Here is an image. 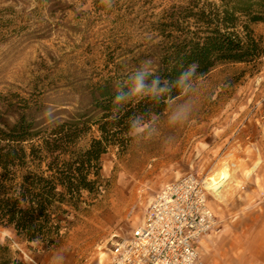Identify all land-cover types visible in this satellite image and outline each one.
Masks as SVG:
<instances>
[{
	"label": "rangeland",
	"instance_id": "obj_1",
	"mask_svg": "<svg viewBox=\"0 0 264 264\" xmlns=\"http://www.w3.org/2000/svg\"><path fill=\"white\" fill-rule=\"evenodd\" d=\"M184 1L113 0L107 8L101 0H0V110L35 104L42 126L68 118L88 104L91 85L115 70V63L133 54L152 58L160 39L154 23ZM254 28L264 35V23ZM167 113L168 106L160 115L159 135L136 137L126 149L113 146L103 155L100 178L91 176L98 179L99 193L84 191L80 208L67 207L60 215L54 245L21 240L2 225L0 239L25 264H49L56 251L65 252L67 264H108L113 244L131 234L166 183L191 172L206 179L226 163L234 180L221 202L209 198L215 233L227 240L251 237L259 264L264 260V56L255 67L226 62L204 75L184 125L169 127ZM94 135L98 132L80 145ZM242 250H215V256Z\"/></svg>",
	"mask_w": 264,
	"mask_h": 264
},
{
	"label": "trees",
	"instance_id": "obj_2",
	"mask_svg": "<svg viewBox=\"0 0 264 264\" xmlns=\"http://www.w3.org/2000/svg\"><path fill=\"white\" fill-rule=\"evenodd\" d=\"M264 0H185L165 9L154 23L160 38L152 50V70L174 80L190 63L203 76L221 63L254 67L264 56ZM147 60V59H145ZM139 54L115 63L116 69L91 85L89 102L68 118L47 126L38 121L35 104L21 111L0 110V225L19 239L47 246L60 236V215L79 209L84 191L99 193L102 157L113 146L126 149L129 118L161 115L166 103L136 100L113 104L115 86L126 81L141 62ZM173 97L178 95L173 89ZM114 115L116 118H114ZM147 119V115H145ZM97 131L87 145L80 142ZM0 264H25L8 242L0 243Z\"/></svg>",
	"mask_w": 264,
	"mask_h": 264
},
{
	"label": "built area",
	"instance_id": "obj_3",
	"mask_svg": "<svg viewBox=\"0 0 264 264\" xmlns=\"http://www.w3.org/2000/svg\"><path fill=\"white\" fill-rule=\"evenodd\" d=\"M204 177L187 173L153 196L143 220L110 250L108 264H205L197 240L215 227Z\"/></svg>",
	"mask_w": 264,
	"mask_h": 264
},
{
	"label": "clouds",
	"instance_id": "obj_4",
	"mask_svg": "<svg viewBox=\"0 0 264 264\" xmlns=\"http://www.w3.org/2000/svg\"><path fill=\"white\" fill-rule=\"evenodd\" d=\"M107 8H111L113 0H101ZM199 63L193 61L174 80L162 78L152 70L150 59L141 62L140 66L129 75L125 86H115V96L113 104L117 107L115 112L120 111V107L133 99H150L159 104L166 103L168 106L167 124L169 127L182 126L187 123L196 106L197 96L203 81V73L198 71ZM173 89L178 95L173 97ZM147 115V119H145ZM114 118L115 115H114ZM160 115L157 113L134 114L129 118L128 135L135 140L136 137L151 139L160 134L157 126ZM171 140V137L168 138ZM167 142V141H166ZM0 243H4L0 239ZM49 264H67V257L64 251H56Z\"/></svg>",
	"mask_w": 264,
	"mask_h": 264
},
{
	"label": "crops",
	"instance_id": "obj_5",
	"mask_svg": "<svg viewBox=\"0 0 264 264\" xmlns=\"http://www.w3.org/2000/svg\"><path fill=\"white\" fill-rule=\"evenodd\" d=\"M253 170V169H252ZM228 237L222 234L219 235L215 233V227L211 229L207 234L201 236L197 240V247L199 249L202 260L205 264H258V259L256 258L257 252L254 250V244L252 238L249 237L244 240L245 237H234L231 240H227ZM244 241V242H243ZM231 247V250L240 249L243 247L242 252H236L235 255L226 253L220 259L219 252L222 249H227ZM221 248V249H220ZM215 250L219 253L217 256ZM241 252V253H240ZM226 255V256H225ZM259 264H264L263 259H259Z\"/></svg>",
	"mask_w": 264,
	"mask_h": 264
},
{
	"label": "bare ground",
	"instance_id": "obj_6",
	"mask_svg": "<svg viewBox=\"0 0 264 264\" xmlns=\"http://www.w3.org/2000/svg\"><path fill=\"white\" fill-rule=\"evenodd\" d=\"M206 184L210 189L214 191V197L218 201L223 200V191L229 185V183L234 180V171L228 168V165L225 163L210 175L207 176Z\"/></svg>",
	"mask_w": 264,
	"mask_h": 264
}]
</instances>
